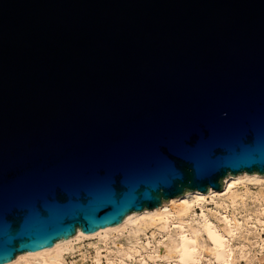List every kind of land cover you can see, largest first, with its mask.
I'll return each instance as SVG.
<instances>
[{
  "label": "water",
  "instance_id": "water-1",
  "mask_svg": "<svg viewBox=\"0 0 264 264\" xmlns=\"http://www.w3.org/2000/svg\"><path fill=\"white\" fill-rule=\"evenodd\" d=\"M264 171V0H0V262Z\"/></svg>",
  "mask_w": 264,
  "mask_h": 264
},
{
  "label": "bare ground",
  "instance_id": "bare-ground-1",
  "mask_svg": "<svg viewBox=\"0 0 264 264\" xmlns=\"http://www.w3.org/2000/svg\"><path fill=\"white\" fill-rule=\"evenodd\" d=\"M253 183H264V171H229L221 187H188L116 223L92 231L78 227L0 264H86L91 244L92 264H241L251 255L264 264V187L254 190ZM93 236L97 240L83 246ZM75 249L81 260H67L65 253Z\"/></svg>",
  "mask_w": 264,
  "mask_h": 264
},
{
  "label": "rangeland",
  "instance_id": "rangeland-1",
  "mask_svg": "<svg viewBox=\"0 0 264 264\" xmlns=\"http://www.w3.org/2000/svg\"><path fill=\"white\" fill-rule=\"evenodd\" d=\"M264 184V183H263ZM263 184H260V183H256V184H252V187L254 190H257L260 186L264 187ZM97 240V236H93V237H90V238H85L83 240V246L84 244L86 245H89L88 243L90 242H95L94 240ZM92 244L90 245L89 249L87 250L88 252V257L86 256L85 257V262L86 264H92V254H93V250L94 248H92ZM254 247H258L257 245H255ZM254 249V248H253ZM74 254L72 252H66V257H67V260L71 261L72 260H76V261H80L81 260V255L79 254V249H75L74 251ZM70 253V254H69ZM253 253V252H252ZM68 254V255H67ZM255 256H252L248 259V261H246L244 258L241 259V264H261L258 259L256 260V257L253 258ZM133 264H139L138 262L134 261ZM154 264H159L158 262H155Z\"/></svg>",
  "mask_w": 264,
  "mask_h": 264
}]
</instances>
